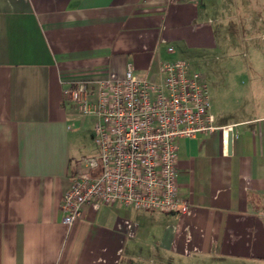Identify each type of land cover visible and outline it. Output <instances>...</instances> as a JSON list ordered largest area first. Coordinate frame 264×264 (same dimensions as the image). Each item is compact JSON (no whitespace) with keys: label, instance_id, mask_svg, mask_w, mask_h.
I'll return each instance as SVG.
<instances>
[{"label":"crops","instance_id":"1","mask_svg":"<svg viewBox=\"0 0 264 264\" xmlns=\"http://www.w3.org/2000/svg\"><path fill=\"white\" fill-rule=\"evenodd\" d=\"M216 47L203 0H0V264H264V113L253 106L220 117L211 100L216 130L178 140L188 212L88 202L63 222L91 116L68 88L123 78L129 63L158 80L161 62L192 68Z\"/></svg>","mask_w":264,"mask_h":264},{"label":"built area","instance_id":"2","mask_svg":"<svg viewBox=\"0 0 264 264\" xmlns=\"http://www.w3.org/2000/svg\"><path fill=\"white\" fill-rule=\"evenodd\" d=\"M172 51L173 47H169ZM160 79L135 72L81 81L68 97L83 115L95 117L98 154L85 157L63 202V222L72 225L88 202L137 209L188 212L180 194L178 140L216 130L204 75L185 59L160 63Z\"/></svg>","mask_w":264,"mask_h":264},{"label":"rangeland","instance_id":"3","mask_svg":"<svg viewBox=\"0 0 264 264\" xmlns=\"http://www.w3.org/2000/svg\"><path fill=\"white\" fill-rule=\"evenodd\" d=\"M203 3L214 19L217 47L196 54L191 65L207 81L214 113L236 117L252 106L264 113V0ZM95 122L94 116H87L82 160L99 152Z\"/></svg>","mask_w":264,"mask_h":264},{"label":"water","instance_id":"4","mask_svg":"<svg viewBox=\"0 0 264 264\" xmlns=\"http://www.w3.org/2000/svg\"><path fill=\"white\" fill-rule=\"evenodd\" d=\"M228 141H229V146H231V143H232V132L229 133Z\"/></svg>","mask_w":264,"mask_h":264}]
</instances>
